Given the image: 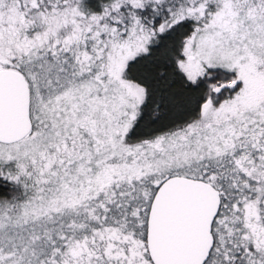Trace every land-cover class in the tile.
Masks as SVG:
<instances>
[{"label": "snow or ice", "instance_id": "6c2138e0", "mask_svg": "<svg viewBox=\"0 0 264 264\" xmlns=\"http://www.w3.org/2000/svg\"><path fill=\"white\" fill-rule=\"evenodd\" d=\"M0 264H264V0H0Z\"/></svg>", "mask_w": 264, "mask_h": 264}]
</instances>
